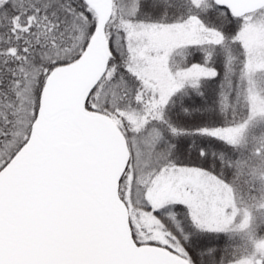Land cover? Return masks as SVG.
I'll return each mask as SVG.
<instances>
[{
    "label": "snow or ice",
    "instance_id": "1",
    "mask_svg": "<svg viewBox=\"0 0 264 264\" xmlns=\"http://www.w3.org/2000/svg\"><path fill=\"white\" fill-rule=\"evenodd\" d=\"M0 264H264V0H0Z\"/></svg>",
    "mask_w": 264,
    "mask_h": 264
}]
</instances>
